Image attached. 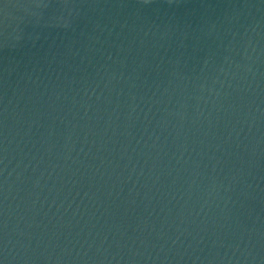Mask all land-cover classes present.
Here are the masks:
<instances>
[{
    "label": "water",
    "instance_id": "1",
    "mask_svg": "<svg viewBox=\"0 0 264 264\" xmlns=\"http://www.w3.org/2000/svg\"><path fill=\"white\" fill-rule=\"evenodd\" d=\"M0 264H264V0H0Z\"/></svg>",
    "mask_w": 264,
    "mask_h": 264
}]
</instances>
